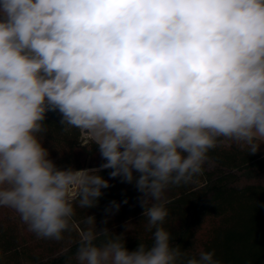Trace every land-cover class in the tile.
<instances>
[{
    "label": "clouds",
    "instance_id": "9594fccd",
    "mask_svg": "<svg viewBox=\"0 0 264 264\" xmlns=\"http://www.w3.org/2000/svg\"><path fill=\"white\" fill-rule=\"evenodd\" d=\"M57 110L63 132L98 146L99 168L50 159L44 121ZM225 139L249 154L264 144V0H0V208L61 241L110 187L101 170L141 193L151 242L129 251L86 215L76 264H222L163 225L166 190Z\"/></svg>",
    "mask_w": 264,
    "mask_h": 264
},
{
    "label": "trees",
    "instance_id": "16d2710c",
    "mask_svg": "<svg viewBox=\"0 0 264 264\" xmlns=\"http://www.w3.org/2000/svg\"><path fill=\"white\" fill-rule=\"evenodd\" d=\"M60 121L45 119L48 131L42 140L59 168H99L106 162L91 138L76 129L63 132ZM111 171L99 173L110 187L102 189L97 206L77 208L75 222L61 241L37 238L18 214L0 208V264H76L74 254L86 215L95 217L98 231L107 228L123 234L129 251L141 242L150 243L141 193L134 182L110 177ZM164 196L169 215L163 226L174 244L190 253L214 250L222 264H264V144L249 154L246 147L223 140L209 151L201 174L188 184L170 186ZM113 201L119 210L106 211Z\"/></svg>",
    "mask_w": 264,
    "mask_h": 264
},
{
    "label": "water",
    "instance_id": "95a60500",
    "mask_svg": "<svg viewBox=\"0 0 264 264\" xmlns=\"http://www.w3.org/2000/svg\"><path fill=\"white\" fill-rule=\"evenodd\" d=\"M62 118L61 114L59 111H48L46 113V119L48 120H53V121H60Z\"/></svg>",
    "mask_w": 264,
    "mask_h": 264
},
{
    "label": "rangeland",
    "instance_id": "374dc122",
    "mask_svg": "<svg viewBox=\"0 0 264 264\" xmlns=\"http://www.w3.org/2000/svg\"><path fill=\"white\" fill-rule=\"evenodd\" d=\"M83 135L85 136V138H91L89 135L83 133Z\"/></svg>",
    "mask_w": 264,
    "mask_h": 264
}]
</instances>
